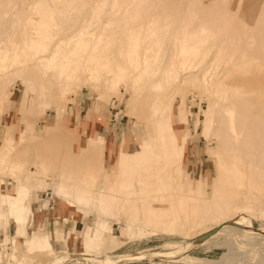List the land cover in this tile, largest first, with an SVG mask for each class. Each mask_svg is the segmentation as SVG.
Returning <instances> with one entry per match:
<instances>
[{
	"label": "rangeland",
	"instance_id": "rangeland-1",
	"mask_svg": "<svg viewBox=\"0 0 264 264\" xmlns=\"http://www.w3.org/2000/svg\"><path fill=\"white\" fill-rule=\"evenodd\" d=\"M127 2L0 0V264H264L263 11Z\"/></svg>",
	"mask_w": 264,
	"mask_h": 264
},
{
	"label": "bare ground",
	"instance_id": "bare-ground-1",
	"mask_svg": "<svg viewBox=\"0 0 264 264\" xmlns=\"http://www.w3.org/2000/svg\"><path fill=\"white\" fill-rule=\"evenodd\" d=\"M99 1V0H98ZM141 1H143V0H128V2L125 4L126 6H127V8H126V10H128V12H127V15L129 16V17H132V16H136V14H138V12H139V8H141L140 7V4H141ZM213 2L214 3H218V0H213ZM241 4V8H243V10L245 9V10H247L248 8H250L251 7V5L253 6V8H255V11H263V15H264V0H255V1H249V0H226V2L224 3V5H226V8H227V6H229V7H233V8H236V7H238L239 5ZM94 6V5H93ZM219 7V6H218ZM217 7V8H218ZM221 7V6H220ZM229 7L227 8V9H229ZM214 9H215V7H213ZM216 8V9H217ZM222 9V8H221ZM8 10V9H7ZM6 10V11H7ZM230 10V9H229ZM9 11V10H8ZM93 11H94V8H93ZM223 11V10H222ZM228 11V10H227ZM10 12V11H9ZM13 13V12H12ZM11 13V14H12ZM14 13H15V10H14ZM194 13H195V11H194ZM9 14V13H8ZM10 15V14H9ZM13 15V14H12ZM15 15V14H14ZM13 15V16H14ZM52 15V14H51ZM219 15V14H218ZM7 16V18H9L8 17V15H6ZM16 16V15H15ZM220 16V15H219ZM225 16H227V14L225 15ZM38 16H36L35 18H37ZM51 16H47L46 17V20H47V22L48 23H51V18H50ZM126 17V16H125ZM193 17V16H192ZM228 17V16H227ZM34 18V19H35ZM41 18V17H40ZM55 18V17H54ZM127 18V17H126ZM135 18V17H134ZM133 18V19H134ZM155 18V17H154ZM224 18H226V17H224ZM39 19V18H38ZM131 19V18H130ZM193 19V18H192ZM129 20V19H128ZM154 20V19H153ZM227 20V19H226ZM10 21V20H9ZM11 21H12V19H11ZM31 21V20H30ZM36 21H37V19H36ZM39 21H40V19H39ZM42 21V20H41ZM157 21V20H156ZM154 22V21H153ZM41 23H43V22H41ZM38 25V24H37ZM40 25V24H39ZM42 26V25H41ZM41 26H39V27H41ZM38 27V28H39ZM37 28V29H38ZM46 28H48V27H46ZM36 29V30H37ZM40 29V28H39ZM154 29V28H153ZM202 29V28H201ZM33 30V29H32ZM6 31V30H5ZM44 31H47V30H45L44 29ZM213 31V30H212ZM2 32H4V31H2ZM30 33V32H29ZM34 33V32H33ZM133 33V32H132ZM131 33V34H132ZM214 33V32H213ZM35 34H36V32H35ZM207 35V32L205 31V30H203L202 32H198V33H191L190 34V38H188V42H190L189 40H193V39H197V40H200V39H198V37H205ZM81 36V35H80ZM133 36L135 37V35L134 34H132V39H133ZM139 36V35H138ZM186 36V35H185ZM211 36V35H210ZM210 36H209V38H210ZM130 38H131V35H130ZM186 38V37H185ZM207 39V38H206ZM135 40V39H134ZM210 40V39H209ZM182 41V40H181ZM201 42V41H200ZM49 43V42H48ZM203 43V42H202ZM207 43V42H206ZM131 44V43H130ZM135 45V44H134ZM130 46V45H129ZM133 46V45H132ZM136 46V45H135ZM184 46V45H183ZM192 46H193V43H192ZM35 47H37V44H35ZM134 47V46H133ZM190 47H191V45H190ZM194 47V46H193ZM197 47V46H196ZM131 47H129V49H130ZM135 48V47H134ZM192 49V48H191ZM194 50H196L195 48H193ZM137 50H138V47H137ZM182 50H184V48H182ZM136 51V50H135ZM191 51H193V50H191ZM186 51L184 50V53H185ZM193 52H195L196 53V51H193ZM194 54V53H193ZM192 55V54H191ZM128 56L131 58V62H132V66L133 65H135V64H138V59H137V55H136V53L134 52V51H130L129 50V54H128ZM148 59V58H147ZM146 61V60H145ZM148 61V60H147ZM119 67V72H118V74H119V76H121V78L122 77H124V68H125V66L124 65H119L118 66ZM137 67V66H136ZM136 67H135V69H136ZM262 155V154H261ZM259 157V156H258ZM260 157H262L261 159L263 160L264 159V157H263V155L262 156H260ZM261 161V160H260ZM264 161V160H263ZM260 164H262V162L260 163ZM261 175V174H260ZM264 177V176H263ZM255 180V179H254ZM256 181V180H255ZM260 183V182H259ZM261 187V186H260ZM262 188V187H261ZM258 190V189H257ZM256 190V191H257ZM228 191V190H227ZM236 192V191H235ZM246 192V191H245ZM231 194V193H230ZM232 195V194H231ZM259 196V195H258ZM226 197H225V194H222V197L220 198V199H222L223 201H225V200H227V199H225ZM231 198V197H230ZM232 198H233V195H232ZM219 199V198H218ZM212 200V199H211ZM221 200V201H222ZM173 200H171V202H172ZM226 202V201H225ZM229 202V201H228ZM173 203V202H172ZM218 203V202H217ZM221 203V202H220ZM222 203H224V202H222ZM221 203V204H222ZM228 203H226V205H227ZM27 205V204H26ZM213 205H215V204H213ZM217 205V204H216ZM215 205V206H216ZM226 205H224V206H226ZM23 206V205H22ZM229 206V205H228ZM173 207V206H172ZM179 207V206H178ZM207 207V206H206ZM171 209V208H170ZM205 209V208H204ZM229 210V209H228ZM227 210V211H228ZM173 213V210L171 209V211L169 212V214H171V216H172V213ZM210 213V212H209ZM176 214V213H175ZM174 213H173V216L175 215ZM205 214V213H204ZM202 216V215H201ZM204 216V215H203ZM202 216V217H203ZM229 217H231V216H229ZM224 224H226V226L221 230V233L223 232V233H225V234H227L228 236H227V239L226 240H231L232 242H233V244H234V246H235V252H237L238 253V250L240 251V249L241 248H243V247H241L242 246V243H241V241H242V239L241 240H239V238L243 235V232H245L244 231V226H243V224L242 223H240V220H238V219H236L235 217H232V218H228V219H225V220H223V221H221V222H219L218 223V227H222V225H224ZM217 227V228H218ZM246 227H247V225H246ZM216 229V228H215ZM252 230V229H251ZM249 231V230H248ZM233 232V233H232ZM219 233H220V231H219ZM219 233H217V234H219ZM222 233V235H225V234H223ZM211 233H208V234H205L204 235V237L202 238V239H204V238H206V237H208L209 235H210ZM220 235V234H219ZM242 238V237H241ZM232 244V243H231ZM239 244H241V248L239 249L237 246L239 245ZM243 246H245V245H243ZM245 249V248H244ZM244 249H242V250H244ZM234 250L232 249V251L231 252H233ZM249 251V250H248ZM234 255V254H233ZM232 255V256H233ZM134 256H137V255H134ZM240 256V255H239ZM97 258V257H96ZM100 258V262L101 261H109V260H112V259H114V257L113 256H103V257H99ZM236 258V257H235ZM239 258V257H238ZM98 259V258H97ZM135 259H138V258H129V259H125V260H135ZM256 259H257V257H256ZM259 260V259H258Z\"/></svg>",
	"mask_w": 264,
	"mask_h": 264
},
{
	"label": "crops",
	"instance_id": "crops-1",
	"mask_svg": "<svg viewBox=\"0 0 264 264\" xmlns=\"http://www.w3.org/2000/svg\"><path fill=\"white\" fill-rule=\"evenodd\" d=\"M73 113H74V115L77 114V112H76L75 110L73 111ZM98 130L101 131L100 128H99ZM60 216H61V215H60ZM52 230H53V228H51V229L48 230V231H52ZM64 237L68 238V235H66V230H65V232H64ZM53 240H54V241L61 242V243L65 241V240L62 239V238H53Z\"/></svg>",
	"mask_w": 264,
	"mask_h": 264
},
{
	"label": "built area",
	"instance_id": "built-area-1",
	"mask_svg": "<svg viewBox=\"0 0 264 264\" xmlns=\"http://www.w3.org/2000/svg\"><path fill=\"white\" fill-rule=\"evenodd\" d=\"M47 195H48V192L46 191V192H45V196H47ZM50 195H51V193L49 194V196H50Z\"/></svg>",
	"mask_w": 264,
	"mask_h": 264
}]
</instances>
